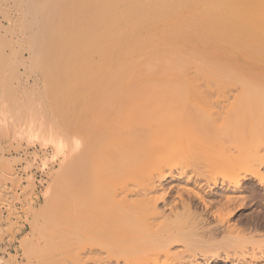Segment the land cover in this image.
Listing matches in <instances>:
<instances>
[{
	"label": "bare ground",
	"instance_id": "6f19581e",
	"mask_svg": "<svg viewBox=\"0 0 264 264\" xmlns=\"http://www.w3.org/2000/svg\"><path fill=\"white\" fill-rule=\"evenodd\" d=\"M263 38L264 0H0V149L39 160L10 189L21 264H209L252 243L235 210L264 188Z\"/></svg>",
	"mask_w": 264,
	"mask_h": 264
},
{
	"label": "rangeland",
	"instance_id": "374dc122",
	"mask_svg": "<svg viewBox=\"0 0 264 264\" xmlns=\"http://www.w3.org/2000/svg\"><path fill=\"white\" fill-rule=\"evenodd\" d=\"M262 41L264 42V38L262 39ZM16 117H18V118H14L13 120H12V124L14 125V124H17V126L19 127V124L21 123L20 121H21V119H20V117L19 116H16ZM9 135H14L15 134V131H10L9 133H8ZM12 139V138H11ZM10 139V140H11ZM4 141L3 142V144H2V147H4V151L2 152L1 151V149H0V158L2 159V157H4V160H6L7 158L9 159H7L6 161H4L6 164L5 165H7L8 167H6V166H4L3 168H7V172H6V168L4 169V171H3V169L1 168L3 165H4V162H3V164H1L0 165V170L2 169V171H0V181L2 180H4V177H5V182L7 183V194L6 193H4V194H2V196H3V198L1 197V195H0V197H1V201H0V209L2 210H0L1 212V215H0V219L2 218V214L4 213V211H9L8 213H9V217H8V219L10 220V219H12V220H14L15 221V223L12 225V227L11 228H8V229H1L0 228V232H4L3 234H4V236L5 237H3L4 239L2 240L3 242H1V239H0V256H2L3 258H4V260L5 261H3V262H1V264H4V262H5V264H21L22 262H23V259H24V254L23 253H25V251H24V249H23V245H22V241H23V238H25V234H26V230L24 229V225L26 224V220H25V218L27 217L25 214H26V211H25V207H24V205H25V203H23V202H20V201H18L17 199L15 200V198H16V196L18 195V194H20L21 192H22V188H23V186H25V184H26V180H27V177H29L30 175H31V172L33 171L32 169H33V165L31 164V161H34V164H35V166H38V162H39V160H34V158L31 156V155H27L25 152H24V150H22V149H18L17 148V143H16V141L13 139V142L11 143V141ZM15 141V142H14ZM7 143V144H6ZM9 143H11L10 145H8ZM14 143V144H13ZM6 145V146H5ZM10 147L11 148H13V149H10ZM14 148H17V149H14ZM10 149V150H9ZM17 151H18V153H20V154H18L17 153ZM4 154V156H2ZM12 154V155H11ZM22 155H24V157L22 156ZM28 156H29V158L31 159L32 158V160H30V161H28L29 160V158H28ZM7 157V158H6ZM14 157L16 158V159H14ZM1 159H0V163H1ZM13 159V160H12ZM20 164V165H19ZM10 165H11V168H10ZM28 167V168H27ZM27 168V169H26ZM9 169H11V170H9ZM13 169V170H12ZM10 171V172H9ZM14 171H16V172H14ZM4 174H3V173ZM11 172H13L12 173V175L11 176H8V173H10L11 174ZM5 173H7V174H5ZM23 174V175H22ZM4 175V177L2 178L1 176H3ZM13 175H15L14 177H16V178H18V179H15L14 177H13ZM10 177V181H8V177ZM18 176V177H17ZM23 176V177H22ZM20 177H22V180H20ZM7 178V179H6ZM14 178V180H12ZM1 181V182H2ZM13 181L16 183V181L17 182H21L19 185H17V184H15V183H13ZM3 183V182H2ZM15 184V187H13V185ZM6 185V184H5ZM17 185V186H16ZM6 187V186H5ZM254 189L253 190H255V191H252V192H249V194H252V196H250L248 193V195H249V199L247 198V200L244 202V204L242 205V206H238V208H236V210H235V216H236V219H239V222H243L242 224H241V226L243 227V230H242V227H241V230H242V232H241V230H240V236H244V237H246V238H252L253 240H252V243H247V244H245V245H243V247H241V249H237V248H234L235 249V251H233L234 249H232V251H233V254H234V252H235V256L234 255H232V251L230 250V249H227V250H230L231 252H230V254L233 256H231L232 258L231 259H228V260H223V259H221V258H217V259H215V257H217V256H215V253L218 251L217 249H215V250H213V252H214V254H213V252H212V249H214V248H206V249H201L202 251H203V253L206 255V259L207 260H209L208 261V263L209 264H238L239 263V256L241 255V256H243L245 253H244V251H246V253H247V249H248V252L250 253V254H253L254 252H255V254L256 255H254V257L256 256H258V261L256 262V264H263V262H264V259H262V260H260L261 258H262V256L263 255H261L262 253H264V200H263V198H264V196H263V194H264V188L261 186V185H259L258 183H254ZM8 188H9V190H8ZM11 188H13V189H11ZM16 188V189H15ZM16 194V196H15V198L14 197H12L11 195H13V192L11 191V190ZM21 189V190H20ZM251 190H252V188H251ZM12 192V193H11ZM262 193V194H261ZM11 194V195H10ZM14 194V195H15ZM254 194V195H253ZM256 194V195H255ZM10 195V196H9ZM259 195V196H258ZM7 196V197H6ZM9 196V197H8ZM255 198H254V197ZM5 197H6V204L5 203H3V201L5 200ZM12 197V198H11ZM260 197H262V198H260ZM14 198V199H13ZM251 198V199H250ZM2 199H4V200H2ZM11 199V200H10ZM12 199H13V201H12ZM8 200V201H7ZM261 200H263L262 202H261ZM10 201H11V203L12 202H14L12 205H11V203H10ZM4 204V205H1V204ZM10 203V204H9ZM15 204V205H14ZM9 205H11L10 206V208L8 209V206ZM11 207H12V209H11ZM240 208V209H239ZM3 212V213H2ZM14 212V213H13ZM20 213V215L18 214V213ZM254 212V213H253ZM258 213V212H260V213H258V214H256V213ZM17 214V215H16ZM250 214V215H249ZM256 214V215H255ZM19 215V216H18ZM249 216V217H248ZM255 216V220L254 221H256L255 222V225H254V221H252L253 220V217ZM263 216V217H262ZM260 218H262V219H260ZM27 219V218H26ZM245 222V223H244ZM263 222V223H262ZM17 223V224H16ZM19 226V227H18ZM22 226V227H21ZM249 226H251V228L249 227ZM255 226H257V227H255ZM244 227H245V229H244ZM18 228H20V229H18ZM247 228V229H246ZM250 230H249V229ZM258 231H257V230ZM253 230V231H252ZM7 231H8V233H7ZM256 231V232H255ZM10 232V233H9ZM243 232H245L246 234L244 235L243 234ZM249 232V233H248ZM5 233H7V235L5 234ZM253 233V234H252ZM9 234V235H8ZM249 234V235H248ZM257 234V235H256ZM11 235V236H10ZM236 236V235H235ZM249 236V237H248ZM11 237V238H10ZM220 237V238H219ZM254 237V238H253ZM0 238H1V236H0ZM215 238H216V240H222V239H224V236L223 235H217V236H215ZM11 240V241H10ZM10 241V242H9ZM10 243V244H9ZM239 247V246H238ZM5 248V249H4ZM261 248V249H260ZM222 249V248H221ZM223 249H225V247L223 248ZM222 249V251L220 250V252H221V254L222 253H225L226 252V249H225V251ZM263 249V250H262ZM3 250H5V251H3ZM217 250V251H216ZM202 251H201V253H202ZM210 251V252H209ZM216 251V252H215ZM237 251H240V252H237ZM243 251V252H242ZM254 251V252H253ZM2 252V253H1ZM200 252V250L198 251V253ZM238 253H239V256L238 257H236L237 255H238ZM212 254V255H211ZM210 255V256H209ZM22 257V258H21ZM211 257V258H210ZM234 257H236V258H234ZM261 257V258H260ZM237 259H238V263H237ZM256 259V260H257ZM15 260V261H14ZM223 260V261H222ZM236 260V261H235ZM255 260V261H256ZM260 260V261H259ZM236 262V263H235ZM259 262V263H258Z\"/></svg>",
	"mask_w": 264,
	"mask_h": 264
},
{
	"label": "crops",
	"instance_id": "0c3cea01",
	"mask_svg": "<svg viewBox=\"0 0 264 264\" xmlns=\"http://www.w3.org/2000/svg\"><path fill=\"white\" fill-rule=\"evenodd\" d=\"M2 24L7 25V22H3ZM8 211H4V213L2 214V218L0 219V228L1 229H8L11 228L12 225L15 223L14 220L10 219V221H8V217H9V213H7ZM12 221V222H11ZM10 223V224H9ZM13 223V224H12ZM12 224V225H11ZM7 226V227H6Z\"/></svg>",
	"mask_w": 264,
	"mask_h": 264
}]
</instances>
